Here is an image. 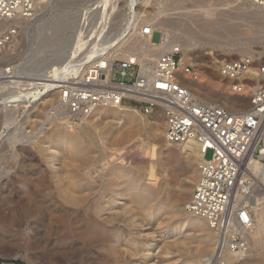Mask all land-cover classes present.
<instances>
[{
    "label": "rangeland",
    "instance_id": "rangeland-1",
    "mask_svg": "<svg viewBox=\"0 0 264 264\" xmlns=\"http://www.w3.org/2000/svg\"><path fill=\"white\" fill-rule=\"evenodd\" d=\"M129 1L36 0L37 17L22 23L25 30L14 51L13 61L20 66L25 59L32 60L34 57L33 67L28 68L27 73L42 74L40 71H48L61 62L63 65L94 51V44L101 39L102 42L107 41L108 35L110 42L115 41L107 43L108 49L105 50L113 53L122 44L121 40L116 41L117 35L125 34V41L132 32L126 24L132 15ZM235 4L238 7L239 3L233 0H178L171 7L231 8ZM244 7L252 10L233 21L241 24L238 27L241 34L250 36L255 33L259 40L251 46L247 45L246 49L253 51L255 57L264 62V24L261 27L264 10L250 3ZM103 8L107 11L106 22L102 18ZM135 8L144 17V23H157L160 17H156V13L166 8L165 0H137ZM179 10L183 9L176 11ZM164 12L162 14L172 16ZM69 14L68 28L57 35L52 26L60 17ZM155 25L163 36L170 31L168 27ZM54 38L58 39L55 41ZM158 38L159 33L154 32L152 41L157 42ZM45 44H48L47 47ZM195 46L192 51L209 58L193 66L190 64L193 53L190 51L185 56L181 52V59L187 57L185 63L195 71V76L190 77L204 88L218 89L208 72L217 68L213 66L217 55L221 54L222 59L230 58L229 48L211 47L203 42ZM232 53H236L235 59L246 56L238 54L236 49ZM34 74L30 77H35ZM227 80L225 78L222 82ZM220 91L237 97L247 94L233 92L230 84L222 86ZM47 98V102L42 103L41 98L30 108L23 121L18 120L19 104L14 112L17 122L8 127L5 126L4 114L10 107H5L7 103L5 105L0 99V264H186L189 252L199 243L203 244L207 231L216 237L202 219V223L194 219L182 225L184 219L191 217L184 208L197 178L200 160L164 140L161 115L147 117L137 111L142 115L135 114L137 122H126L121 119L122 111L112 108L99 110L81 121L63 123L50 115L55 102L53 96ZM245 98L248 105L249 99ZM221 102L208 104H217L231 111ZM247 105L236 112L247 110ZM88 129L92 130L93 142L83 133ZM15 132H18L17 138L9 139ZM73 135H78L79 141L84 142V152H90L89 162L71 158L73 153L69 145ZM205 157H211V150L206 152ZM151 166L156 177L152 181L153 186L163 202L159 207L167 212L161 213L159 207H151L152 214L149 216L139 209L132 187L138 181L143 185L149 183L146 177ZM80 169L88 172L87 179H82L79 189L74 190L71 177L80 176ZM125 173L130 178H125ZM187 188L189 193L185 195L183 193ZM179 203L184 205L183 212L171 213L170 206ZM94 222H99L100 226L93 228ZM149 245L148 252L146 248ZM214 246L210 248L215 249ZM262 256L246 254L236 264H264V254Z\"/></svg>",
    "mask_w": 264,
    "mask_h": 264
},
{
    "label": "built area",
    "instance_id": "built-area-1",
    "mask_svg": "<svg viewBox=\"0 0 264 264\" xmlns=\"http://www.w3.org/2000/svg\"><path fill=\"white\" fill-rule=\"evenodd\" d=\"M236 1L264 7V0ZM37 11L36 0H0V93L22 85L21 91L28 96L17 100L18 120H25L30 108L46 94L55 102L50 115L61 113L68 122L81 121L102 107L133 109L147 117L161 115L168 144L191 141L203 150L185 210L204 220L215 233L214 257L245 254L253 204L258 197L264 202V62L245 56L223 59L219 65V73L231 80L233 92L247 91V110L231 112L201 102L182 83L187 75L195 76V71L181 63L179 46L161 50L163 33L153 23L137 18L126 41L147 38L149 60L142 52L118 58L104 49L68 61L48 80L22 76L16 72L14 51L25 30L22 22L35 19ZM154 32L159 33L157 42L152 41ZM208 150L211 157L207 159Z\"/></svg>",
    "mask_w": 264,
    "mask_h": 264
},
{
    "label": "bare ground",
    "instance_id": "bare-ground-1",
    "mask_svg": "<svg viewBox=\"0 0 264 264\" xmlns=\"http://www.w3.org/2000/svg\"><path fill=\"white\" fill-rule=\"evenodd\" d=\"M177 1L178 0H165V7L166 8L161 9L159 12L156 13L158 15L156 17H160V18H158L159 20H157L158 24L153 22L154 25L156 24L155 26L162 25V26L168 27L170 29V31L164 33L163 37L165 38V43H164L163 49H161V50H166L170 46H172L173 44H177L179 46L181 52H183L185 54V56L190 51H191V53H193V56L191 57V61H190V64H192L193 66H196V64H201V62H203L209 58V57L206 58L205 56H203L202 54H200L196 51H192L191 48L197 47L195 45L199 42H203L207 45H210L211 47H219V48H225V49L229 48V51L231 52L229 59H231V58L235 59V57H236V53H232L233 49H236L237 53L240 54L241 56H243V55L250 56V57L256 56L253 51L247 50L246 46L256 43L259 40L258 37L255 35V33H253V35H250V36L245 35V34L243 35V32L241 34L240 31L238 30V27H241V24L239 25L238 22L233 21V19L241 18L249 10H252L251 8H245L244 7L245 4H247V2H240V1L233 0L235 2H238L239 4H238V7L236 5L237 3L235 4L236 6H233L234 5L233 4V5H231L232 6L231 8H209V7L208 8H175L176 4L174 5L175 7L172 8L171 7L172 4L177 2ZM231 1L232 0H230V2ZM129 2H130L129 10L132 13V15H131L129 22H127L126 24H128L129 27H132L133 23L136 21V18H138L139 20H141L142 23H144V21H143L144 17L141 15L140 11L135 10L137 0H130ZM250 4H253L258 9L264 10V7H262L260 5H256L254 3H250ZM178 9H183V10L176 11ZM164 11H166V13H168L169 15H172V16L162 14V13H165ZM169 11H172V12L170 13ZM101 12H102V18H104V22H106V19H108L107 15H106L107 14L106 8H103V10ZM154 18H155V16H154ZM57 19L54 18L55 21ZM261 19H262V17H261ZM263 22H264V20H263ZM263 22L261 20V23H262L261 27L264 24ZM22 23H26V22L24 21ZM69 24H70V14L65 15L64 17L63 16L60 17V20L58 22H56L54 25L53 24H51V25H53L52 27L54 28V32H56L58 35L59 34L58 32L59 31L64 32V30L68 28ZM48 28H49V26H48ZM120 30H122V29H120ZM124 30L125 31L127 30V33H128V28L126 29V27H125ZM130 31L133 32V30H130ZM132 32H130V34H128V35L131 36ZM121 34H120V36L117 35L116 41L121 40L122 44L119 42L121 45L117 49H115V48L112 49V50L115 49L114 51H112L113 56L125 58V57H128L129 55L131 56L132 53L135 54L138 52H142L145 55V57L147 56V59L149 60V58L151 56H150V53L147 52V49H149L148 44H147V41H148L147 38H139V37H133L132 36L133 37L132 40L130 38V40L127 42L126 39L124 41V37H125L124 35L125 34H122V35ZM110 35H112V34H110ZM54 36H55V34H54ZM69 37H70V35H69ZM59 38H61V37H59ZM126 38H127V36H126ZM56 39H58V38H56ZM56 39H55V41H56ZM109 39H111V37H109V35H108L107 41L102 42V39L98 40L94 44L96 46L94 51H97V50L101 51L104 49H108L107 43L111 44V42H112V41L110 42ZM46 40H48V39H46ZM62 40H64V39H62ZM104 40H106V39L104 38ZM114 41L112 43H114ZM63 43H65V42H63ZM48 44H45L44 46L47 47ZM117 46H118V44H117ZM225 49H224V51H225ZM92 51H90L88 53H91ZM220 55H217L216 59L213 60V66H214V68L215 67H217V68H215L211 72L210 71L208 72L211 75V78L214 80V82H216L215 84H216V86H218V89L204 88L202 85L193 81V79L190 77V75H187L186 79H184L182 81V83L189 90H191L192 91L191 94L194 97H197L198 99H200V101H205L206 103H209V102L220 100V101H222L221 103L223 105H225L231 109V112L232 111L233 112L241 111L242 108L244 109L245 106L247 105L245 97L248 96V94H246V95L244 94L245 95L244 97H240V95H238L239 97H237L236 95L232 96V95H229L230 93L226 94V93L220 91V88L222 86H228L230 84V87H231V80L230 79L225 81V83L222 82L225 79V77L222 76L221 73H219V65L223 60L222 56H220ZM36 57H35V59H36ZM33 58H32V60H31V58L30 59L27 58L20 64V66L17 65L16 66V72H18L21 75L27 74L26 76H28V74H30L29 72L27 73V71H29L28 68L33 67V60H34ZM185 58H187V57H184V58L182 57L181 63L185 64ZM206 61H208V60H206ZM34 65H36V64H34ZM61 66H62V62L59 63V65H56L55 67H51L50 69L46 68V69H49L48 71H46L45 69H44L45 71H40V72H42V74H38V73H37L38 75H35L34 73H32V74H34V76L40 80H48V77L55 76L56 69L61 67ZM216 69H218V72L216 71ZM38 70H36V71H38ZM251 72H253V71L249 70L247 73H251ZM32 74H30V76H33ZM262 81H264V79H262ZM20 86H22V85H15L14 86L17 88V89H15L16 91L11 90V91L5 92L4 94L0 93V99H3L4 104L9 102V101H17L20 97L28 96L26 93L20 92V89H19ZM17 90H19V91H17ZM17 92H20V93L18 94ZM246 92H244V93H246ZM47 96H50V95L46 94L44 97H42V100H41L42 103L47 102L49 100L47 98ZM19 104L20 103L18 101L14 105L13 104L12 105L11 104H9V105L5 104L6 105L5 107H10L9 109H6L7 111H5V114H4V116H5L4 120H5V126L6 127H8L11 123L13 124V122H14V124L17 122L15 117H14V115H15L14 112H15V107L17 108ZM55 108L58 109L59 107L56 105ZM112 108H114V107L98 108L94 112H92L91 115L95 114L99 110H112ZM115 109L122 111L121 114H123V117H121V119L123 118L126 122H137V118H136L135 114H139V113L136 110L134 111V110L127 109V108H115ZM130 112H132V113H130ZM139 116H142V115L139 114ZM53 118H55L59 122H63V123L67 121V118L61 113L57 114ZM140 122L142 123V121H140ZM91 131H90V129H88V130H85L83 133L86 135V137H88L90 142H93L94 137H92ZM16 133H18V132L11 134L9 139H16L17 138ZM70 143L71 144L69 145V148L73 153L71 155V158L74 160H76V159L81 160L83 163L89 162L88 160H90V158H89L88 153H90V152H88V151H87V153L84 152L85 151V150H83L85 148V146L83 144L84 142L81 143V141H79V136L73 135L72 138L70 139ZM179 147H180V151H182L183 153L195 155L199 158L200 161L203 159V150L196 143L191 142V141L185 142V143L179 145ZM82 152H84V153H82ZM81 170L82 169H80V171ZM71 171L73 173L75 172L73 170H70V172ZM86 172H87L86 170L81 171V174L78 173L80 176L73 175L71 177V180H72L71 183H72V187L74 188V190L77 189L78 186L80 187V185H78V184H80L82 179H85V178L87 179V173L88 172L87 173ZM124 177L130 178L129 175L126 173L124 174ZM146 179L148 180L149 183H146L145 185H143L142 182L136 181L137 183H135V184L133 183L134 184L132 187L133 191H132V189H131V191L135 193L134 196H135V200L137 202L139 209L143 212V214L150 216L152 214L150 208L151 207L152 208H158L159 206L163 205V202L161 201V195H160L159 191L157 189H155V187L153 186L152 181H154L156 179V177H155L154 168L152 166L150 167V169L147 173ZM133 182H134V180H133ZM188 193H189V188H187L183 194L187 195ZM183 206H181V204L179 203V204L170 206L169 210L171 213L180 214L183 212V208H182ZM253 210H254V216H253V220H252V227L249 231V249L244 255L240 254V253H226V254L222 255L219 259H217L216 257H214L213 247L210 248L212 245L214 246V244L216 243V237L207 231L205 233L206 239L203 241V244L200 245V243H199L196 248L192 249L189 252V255L186 258L185 263L186 264H236L237 262L239 263V260L243 256H245L246 254H252V255L255 254L256 257L260 256V255L262 256L264 254V251L262 253L263 236H264V202H262L259 197L255 200V202L253 204ZM160 212L164 213L167 211L160 208ZM189 217H187V218H189ZM194 219L199 220L202 223V220H200V218L191 215L190 219H184L182 225H187L190 223V221H192ZM108 221H109V219H108ZM111 221H112V219H111ZM200 222H198L199 225H200ZM63 225H65V224H63ZM98 226H100L99 222L93 223V228H97ZM61 228L65 229V228H63V226ZM53 229H55V228H53ZM56 230H58V229H56ZM65 233L68 234L67 232H65ZM88 235H90V234H88ZM64 238L65 239L68 238V235H67V237H64ZM65 239H62V241ZM92 244H91V246H92ZM62 245H65V243ZM150 246L151 245H149L148 249L146 248V250L148 252L150 250ZM148 252H147V254H148ZM113 253H115V250ZM255 259H258V258H255Z\"/></svg>",
    "mask_w": 264,
    "mask_h": 264
}]
</instances>
